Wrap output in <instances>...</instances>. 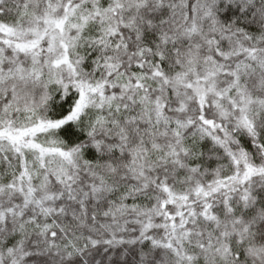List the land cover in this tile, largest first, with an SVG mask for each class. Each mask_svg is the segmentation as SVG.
Here are the masks:
<instances>
[{
	"label": "snow or ice",
	"instance_id": "obj_1",
	"mask_svg": "<svg viewBox=\"0 0 264 264\" xmlns=\"http://www.w3.org/2000/svg\"><path fill=\"white\" fill-rule=\"evenodd\" d=\"M0 264H264V0H0Z\"/></svg>",
	"mask_w": 264,
	"mask_h": 264
}]
</instances>
